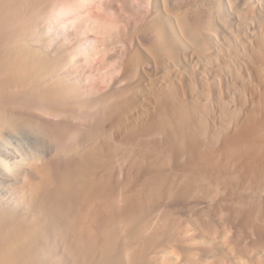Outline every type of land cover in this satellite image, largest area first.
<instances>
[{
  "label": "bare ground",
  "instance_id": "bare-ground-1",
  "mask_svg": "<svg viewBox=\"0 0 264 264\" xmlns=\"http://www.w3.org/2000/svg\"><path fill=\"white\" fill-rule=\"evenodd\" d=\"M42 1L0 0V264H163L165 197L225 206L264 238V0H124L123 26L99 35L111 80L92 91L8 32ZM85 2L53 17L87 35L109 18ZM21 149L38 161L16 167Z\"/></svg>",
  "mask_w": 264,
  "mask_h": 264
},
{
  "label": "rangeland",
  "instance_id": "rangeland-1",
  "mask_svg": "<svg viewBox=\"0 0 264 264\" xmlns=\"http://www.w3.org/2000/svg\"><path fill=\"white\" fill-rule=\"evenodd\" d=\"M85 1L90 2V3L87 2V4H90V6L92 8L94 7V9H93L94 11H96L97 7L100 8L101 10L99 9V11H102L101 13L104 12L103 14L105 15L106 18H109L110 21L109 20L107 21V19H105V20L102 19L103 22H101V19L99 20L98 17L97 18L92 17L89 19V22H87L88 24L86 23L84 25V30L87 31V33H86L87 35H79L77 32V28L74 27L75 24H73L72 17L69 18L67 16L65 18V20H62V21L58 20L59 22L57 21V19H55V17H53V14L55 15V12H57V13L63 12L62 14H64L65 10L67 8L71 9L72 7L73 8L75 7V9H77V10L78 9L84 10L82 8L81 4H84ZM115 1L116 0H112V1L111 0H47V1L45 0V2L42 1L43 3H41L39 5L40 8L36 5L33 8L34 10L32 9L30 11V13H27V15L28 14H30V15L23 16L24 17L23 20L21 19L23 17H21L20 18L21 20L18 19L19 21L16 22L17 26L16 25H13L11 27L9 26V28H7V30H8V32L11 33L14 30L19 31V29H20V31H21V29L23 28L24 30L22 29V32H24L23 34H25V33L27 34L26 38L29 37L31 42L36 41V42H33V43H35L33 45L34 47L42 48V46H43L44 47L43 50H45L46 52H50V53L54 52V54L57 56H64L65 55V57H67V59L69 60V64L71 65V69H73V71H74L72 73L73 75L72 74L71 75L77 79L78 84L80 86H82L83 88L89 87L87 89L92 91L93 88H91L89 86V84H93V82H94L93 87L98 88V86H100L101 79H102V81L103 80L108 81L109 78L106 79L107 78V76H106L107 70L109 73V70L111 69V67L114 64V63L110 62L111 65L109 67H105V66H107V64H106L105 66H103L104 68H100L102 66H99L102 63L101 62L102 59L99 58L101 56H100V54L98 55V51L103 49V44H101L102 38L100 39V36H99L102 33L101 31L106 29L108 27V25H109V27H108L109 29H110V27L112 29V25L113 24L115 25L117 23L119 26H123L122 21L118 20L116 18V16L117 15H119V16L123 15L124 16L126 11H128L129 9L131 10V8L135 4L137 5V2L138 3L140 2L139 0H128L131 5H132V3L134 4V5H132V7H129L130 5H128L129 3H127L128 1H124V0L123 1L118 0L117 2H115ZM121 1L123 2V5L120 4V3H122ZM101 3H102V6L103 5L106 6V7L104 6L105 10H103L102 9L103 7L100 6ZM125 4H127V5H125ZM119 7L120 8L123 7V9H120ZM26 17H28L29 20ZM115 19H117V21ZM105 21L107 24L103 25L104 26L103 27L102 24H105ZM111 23H112V25H111ZM98 24H99V26H98ZM42 25H43V27H42ZM115 27L113 29H116ZM101 28H103V29H101ZM110 32H111V30H110ZM39 36L42 38L39 39ZM111 38H110V40L112 42L115 38H114V36ZM118 41H120V38L118 39ZM118 41H115L117 43V45L114 42V44H115L114 46H115V48L117 47L116 49L119 52V53H117V55L120 56L121 51H119V50L122 49L121 47H123V44L121 41L120 42H118ZM110 43H109V46H110ZM111 48L114 49L113 45H111ZM71 52L72 53L78 52V55L76 58L79 57L78 59L81 61V65L75 64L74 62H70V60L72 59L71 58V56H72ZM100 59H101V61H100ZM105 59H106V57H105ZM96 60L98 62L100 61L99 62L100 64L98 62H96ZM86 62L87 63L90 62L93 69H90L86 65ZM95 66H99L97 68H100V69H97ZM60 69L62 70V68H59V70ZM65 71L66 70H64V72ZM97 71H99V72H97ZM111 71L114 72L112 74L118 75L117 69L113 68ZM57 72H58V70H57ZM98 73H99V76L101 74L105 73L104 74L105 76L102 75L101 76L102 78H101L98 76ZM69 76L67 75L66 79H68ZM97 77L99 80L97 79ZM103 77H106V78L103 79ZM92 79H93V81H92ZM88 80H90V81H88ZM21 152H20L21 155L19 154L18 157L16 158V160L18 159V161H19V162L17 161V164H15L16 167H18V165L20 166V165H23L26 163H30L33 160L38 161V157L34 158L35 155L33 156L32 154L31 155L29 154L30 155L29 156L28 153H26V151L24 149L23 150L21 149ZM23 158H25V160ZM11 171H12V168H11ZM206 192L207 191H205L202 196H205ZM190 200H191V198L190 199L188 198L187 201H189V202H187L185 199V201L188 204L190 203L189 205L184 200L178 201L177 199L174 200V199H170V198H166V197L163 199L157 200L161 204L158 206L164 207V209L162 208V210H163V213L164 214L166 213V216H167L166 217L167 221L165 220L166 223H165V221H163V223L161 224L164 229L162 228V231H159L160 234H161V232H162V234H163V232H165L166 234L156 244V245H160V246L165 245L166 249L161 254V258H160L161 262L163 264H174V263L176 264V262H178V264L179 263L183 264L182 261H184V260H182V259H185L184 264L185 263L186 264L187 263L188 264H219V262L221 264L222 263H224V264H264L263 263V261H264L263 257L262 256L259 257L258 254H255L256 253V252H254L255 249L253 250V248H255V247H253L254 246L253 245L254 240H255V244H257L259 242V240L263 241L262 239H264V238H261L257 233L252 232V230L250 231V227H248V226L244 225L242 222H240L239 218H238L239 220H235V221L232 220L231 217L228 218L230 215L227 216L225 214V213H228V212H225V210H226L225 206H223V208H221V210L223 209L222 211L220 210L221 212L217 211V214H214L211 210H207L206 209L207 207L203 208V207L199 206L197 208H192V206H191V208H192L191 209L190 205L193 204V199L191 201L192 203L190 202ZM163 204H165V205H163ZM165 206H167V207H165ZM185 206H188V207L184 208ZM187 208H189V209H187ZM259 208L263 209V207H260V206H259ZM259 208L257 207L254 209L255 210L254 214L257 211H258L257 214H259V215L255 214L256 216H258L257 217L258 222L260 220V219H258V218H260L259 216L260 215L262 216L263 215L262 213H264V209H263V212L261 211V213H260ZM163 213H161V214H163ZM218 213L220 214L219 216H217ZM167 214H169V215H167ZM224 218H225V220H224ZM228 219H230L232 222H229ZM193 220H195L196 223ZM255 222H256V220H255ZM240 223H242V224H240ZM243 225H244V227H243ZM252 233H253V235H252ZM255 236L257 239L255 238ZM262 237H264V236H262ZM213 239H215V240H213ZM252 239H253V241H252ZM187 245L191 248V250H190V248L188 250ZM190 245H192V246H190ZM194 247L196 249L193 250ZM201 248H202V250H201ZM249 248H251V249H249ZM206 249H207V251H206ZM198 250L201 251L202 253L198 252ZM221 250H223L222 253H221ZM225 250H228V251H225ZM204 251L206 254H203ZM226 253L227 254L229 253L228 256L226 255ZM201 254L204 255V258ZM205 255H207V256H205ZM224 255H226V257ZM208 257H209V259H208ZM179 259L181 260V262ZM186 259H188V261ZM166 262H168V263H166Z\"/></svg>",
  "mask_w": 264,
  "mask_h": 264
}]
</instances>
